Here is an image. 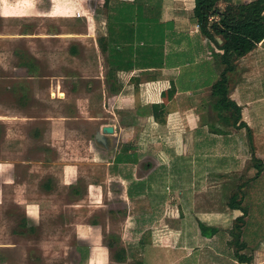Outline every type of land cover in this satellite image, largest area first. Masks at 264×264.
<instances>
[{"label": "rangeland", "instance_id": "374dc122", "mask_svg": "<svg viewBox=\"0 0 264 264\" xmlns=\"http://www.w3.org/2000/svg\"><path fill=\"white\" fill-rule=\"evenodd\" d=\"M103 3L0 0V264H236L230 230L242 212L228 202L241 190L238 197L248 209L247 253L264 264V169L258 175L252 159H264V140L238 160L224 158L214 167L199 164L181 173H166L161 165L151 169L154 162L134 152L129 161L139 164L130 180L123 177L131 169L116 167L114 160L128 144L130 152L138 145L144 149L141 135L133 140L142 126L131 129L129 143L126 123L122 134L119 128L116 137L109 135L108 146L96 141L77 95L86 105L84 91L91 85L93 95L108 98L109 82L96 78L92 60L106 54L98 40L107 28ZM21 53L35 60L34 68L21 65ZM70 113L78 119H62ZM260 130L264 134V125ZM256 141L248 134L247 145ZM178 159L189 167L188 158ZM190 177L194 189L179 193L176 186ZM198 215L219 232L202 234ZM216 215L225 217L216 221ZM161 219L179 229L178 248L187 249H149L152 238L162 244L158 240L166 237ZM121 247L126 261L115 257Z\"/></svg>", "mask_w": 264, "mask_h": 264}, {"label": "crops", "instance_id": "0c3cea01", "mask_svg": "<svg viewBox=\"0 0 264 264\" xmlns=\"http://www.w3.org/2000/svg\"><path fill=\"white\" fill-rule=\"evenodd\" d=\"M234 1L247 3L253 0ZM130 2L134 3L132 10L141 16L140 21L135 22L133 26L129 23V45L133 42V46L129 47L131 66L129 65V71L117 72L119 79L117 87L121 86V89L119 91L112 89L113 80L107 78L111 66L107 61L110 55L107 51L106 54H100L97 59L92 60L95 62L96 78H101L103 82L107 79L109 82L107 98L109 101L107 102L105 92L104 98L102 94L93 95L94 91L89 87L91 85H87L84 91L89 95V97L84 95L86 105H81L83 95L81 93L77 95V106L94 126L95 136L102 132L104 126L110 125L114 127V132L109 135L116 137L119 128L122 134L121 123H126L128 129L123 133L129 143L131 129L138 124L142 126V129H137L133 134L135 135L133 140L134 138L137 140L141 135L140 142L146 141H142L146 150H141L138 145L136 149L133 148L135 151H127L124 154L121 151L119 155L122 154V161L114 160L116 167L131 169L129 176L123 177L124 180L131 179L132 170L139 164L127 159L128 154L129 157H135L134 152H142V157H149L151 163L154 162L151 169L161 165L160 170L166 173L171 168L174 171L178 169L179 173L185 168L195 171L196 168L193 166L199 164L214 167L215 161L220 162L229 157L238 160L251 144L247 145L248 134L245 127L231 125L230 106L224 107L225 113L216 106L217 97L212 92L213 85L220 79L224 68L221 61L223 51L200 30L194 18L195 0ZM106 35L107 28L104 36ZM217 40L222 43L220 37H217ZM228 78L229 96L241 109V119L237 125L245 122L251 130L253 129L252 140L260 138L253 143L256 147L258 141L262 143L264 140V134L260 130L264 125V104H261L264 100V39L248 54L235 59V69L228 74ZM96 104L99 111L93 113ZM155 104L160 106L156 112L153 108ZM254 110L251 117V111ZM111 114L115 118H112ZM224 114L228 116L226 119L223 118ZM62 119L70 121L77 120L78 117L70 113L64 114ZM127 146L129 147V144ZM178 158H188L189 167L185 160L178 162ZM184 161L186 166L181 167L180 164ZM131 165L135 167L132 168ZM122 176L121 174V179ZM191 181L190 177L182 181L183 185H177L178 192L182 194L185 188L194 189L192 187L195 184ZM189 201L194 203L191 199ZM214 217L218 221L225 216ZM198 220L204 221L200 216ZM161 224L167 228L164 229L166 237L158 240L162 244H156L152 238L150 250L159 247L172 250L187 249L186 246L178 248V239L181 235L179 229L171 226L169 228L163 219ZM157 226L155 225V228ZM157 239L154 236V241ZM170 240H172L170 244L163 243Z\"/></svg>", "mask_w": 264, "mask_h": 264}, {"label": "trees", "instance_id": "16d2710c", "mask_svg": "<svg viewBox=\"0 0 264 264\" xmlns=\"http://www.w3.org/2000/svg\"><path fill=\"white\" fill-rule=\"evenodd\" d=\"M103 5L109 10L106 23L107 35L99 37L98 40L102 51H108L110 54L107 57V61L111 65L107 78L113 80L112 89L119 91L121 86L117 87L119 85L117 72L129 71L131 66L129 47L133 46V42L129 45V23L133 26L135 22H139L141 14L132 10L134 5L132 2L104 0ZM214 15L219 16L218 20L211 19ZM194 18L203 34L217 43L223 51L221 61L224 68L220 79L213 85L212 92L217 97L216 106L223 113H225L224 107L230 106L232 112V116L229 117L231 125L240 128L245 127L251 137L252 130L245 122L237 125L241 119V109L229 96L228 74L235 69V59L237 57L248 54L264 39V0H253L247 3L235 2L234 0H195ZM217 37L222 39V43H219ZM72 51L76 52V49L72 48ZM20 58L21 65L27 66L29 69L35 67V60L32 57L21 53ZM159 107L158 104L153 105L154 111L156 112ZM226 117L228 116L224 114L223 118L226 119ZM251 146L255 150L256 147L253 143ZM127 151H129V147L125 146L123 152L126 153ZM126 156L128 160H132L129 154ZM252 159L255 160L256 163L254 165L258 169V175H260L264 169V159L256 158L255 155ZM122 160L121 155L117 156V162ZM244 185H239V187H244ZM239 193L243 196V190H241L232 194L228 202L230 208L242 212L240 216L235 218L231 227L230 244L235 248L236 264H255L253 254L247 253L250 246L244 239V228L248 209L243 206V197L239 198ZM198 223L202 234L206 236L215 235L219 232L218 227L209 226L200 220H198ZM26 224L25 221L23 225ZM115 243V239L111 240V245ZM115 257L119 261H126V250L123 247L118 248L115 252ZM134 264H145V262L136 260Z\"/></svg>", "mask_w": 264, "mask_h": 264}, {"label": "water", "instance_id": "95a60500", "mask_svg": "<svg viewBox=\"0 0 264 264\" xmlns=\"http://www.w3.org/2000/svg\"><path fill=\"white\" fill-rule=\"evenodd\" d=\"M114 132V127L110 125L104 126L102 132H98L95 136L96 141L100 143L103 146H108V136L109 134H112Z\"/></svg>", "mask_w": 264, "mask_h": 264}, {"label": "built area", "instance_id": "2783aa9c", "mask_svg": "<svg viewBox=\"0 0 264 264\" xmlns=\"http://www.w3.org/2000/svg\"><path fill=\"white\" fill-rule=\"evenodd\" d=\"M78 16H80V13H78ZM211 19L215 20L213 17H211Z\"/></svg>", "mask_w": 264, "mask_h": 264}]
</instances>
